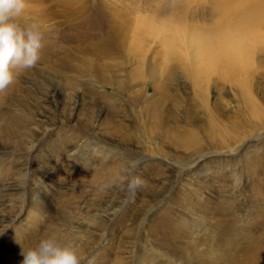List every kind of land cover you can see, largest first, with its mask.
Masks as SVG:
<instances>
[{"label":"rangeland","instance_id":"1","mask_svg":"<svg viewBox=\"0 0 264 264\" xmlns=\"http://www.w3.org/2000/svg\"><path fill=\"white\" fill-rule=\"evenodd\" d=\"M219 1L26 0L14 20L44 40L0 90V264L52 233L81 264H170L199 232L194 211L228 224L225 264H264V16L248 21L261 38L247 96L241 75L191 59L188 34L252 11L226 17Z\"/></svg>","mask_w":264,"mask_h":264},{"label":"bare ground","instance_id":"2","mask_svg":"<svg viewBox=\"0 0 264 264\" xmlns=\"http://www.w3.org/2000/svg\"><path fill=\"white\" fill-rule=\"evenodd\" d=\"M258 2L259 0H245V1L229 0L226 2L219 1L215 7V10H217V12L223 13L226 17L240 15L241 13L247 11L248 9H252V11L250 13H246L247 15L242 17L239 23H232L234 25L228 26L225 31L215 33L213 34V36L212 35L204 36L200 33L188 34L189 38L193 42L192 47L194 50V58L192 57L191 59H193L195 62L199 60H201L202 62L204 61L206 66L209 68H220V67L222 68L223 65L229 71V73L233 74V76L239 75L237 77H240L241 75L240 80L237 82H239L242 85L245 94H247V96L250 93L249 75H247V73L251 71L250 70L248 72L247 69L249 68V66H251L252 58L256 50L257 42L261 38L260 33H257V29L254 28V25L252 26V24L248 21L249 19L250 20L262 19V17L264 16L263 14L264 9L257 7L259 5ZM165 29L168 28L165 27ZM188 56L189 55H185V57ZM166 68L167 67H163L164 70H166ZM162 74H165L169 77L171 76L168 73H164V71ZM13 189L22 190L24 194L26 193L25 192L26 185H24V182L23 183L21 182V185L18 186L16 184H13L12 190ZM119 209H121V207L115 208L114 205L112 212L117 213ZM110 210H112V207L110 208ZM193 213L197 221L203 224L204 220L203 221L201 220L202 217H199V214L196 213L195 211ZM193 213L191 211V214ZM7 220H9V218H7L4 215H0V222ZM15 220L16 218H14V221ZM142 223L143 222H141L140 224ZM202 224H200V226H197L199 228V232L193 233L194 235L188 239L189 242L186 243L181 242L182 245L178 246V249H182V253H180V256L178 258H175L173 255H171L172 261L169 262L170 264H225L226 263V255H223V253L219 252L221 251V247H219L218 245H221V240L219 237L217 239V236L218 234L221 233L222 234L228 233V230L226 229L228 224L227 223L221 224V222L216 221L215 225L211 228L208 227L204 228L203 226L201 227ZM218 226H221L224 232L223 231L220 232ZM190 227L192 226L187 224L184 228H179L177 234H179L180 236L181 234H184L182 236V238H184L185 236H187L186 234H188V229ZM197 237L199 239H197ZM107 238L108 239L110 238L109 233L108 235H105V233H103L100 236V241H101L100 244L98 245L96 244L94 247H91L90 249L96 251L99 245L101 244L104 245L106 243L105 241L107 240ZM193 239L194 241H192ZM216 242H219V244H216ZM205 252H209L208 254L211 257H215L217 260L216 261L203 260L200 254H203ZM131 256L132 259L134 258L136 259V264L148 263L147 258L140 257L139 255H135V254ZM161 263L162 261L160 260V264ZM120 264H125V263L123 262ZM151 264H156L155 259L152 260ZM162 264H166V263H162Z\"/></svg>","mask_w":264,"mask_h":264},{"label":"clouds","instance_id":"3","mask_svg":"<svg viewBox=\"0 0 264 264\" xmlns=\"http://www.w3.org/2000/svg\"><path fill=\"white\" fill-rule=\"evenodd\" d=\"M25 7L26 0H0V90L12 82L14 69L31 68L40 59L44 40L40 25L22 28L14 20ZM20 255V264H81L75 248L62 244L55 233L33 245L20 243Z\"/></svg>","mask_w":264,"mask_h":264}]
</instances>
